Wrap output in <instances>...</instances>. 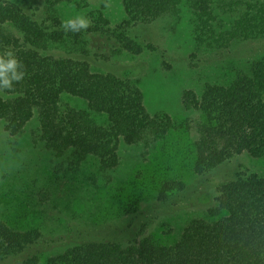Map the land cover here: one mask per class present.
Wrapping results in <instances>:
<instances>
[{
    "label": "trees",
    "instance_id": "16d2710c",
    "mask_svg": "<svg viewBox=\"0 0 264 264\" xmlns=\"http://www.w3.org/2000/svg\"><path fill=\"white\" fill-rule=\"evenodd\" d=\"M24 1L0 0V51L12 50L27 72L14 91L0 96V119L9 121L3 126L8 135H18L35 116V136L46 148L67 155L73 164L93 157L105 171L118 163V140L147 147L177 127L168 114L146 111L136 79L96 71L80 56H57L50 49L60 41L81 56L88 55V45L111 55L154 51L157 46L137 36L147 27L135 29L136 34L131 29L173 12L182 0H122L121 23L112 26L99 12L79 32L62 27L57 5L67 0H41V7L34 8ZM184 1L198 44L216 50L264 41V3L252 0L242 9L239 0ZM220 13L234 18L224 22ZM62 94L82 100L85 107L60 104ZM181 103L202 115L194 125L192 162L202 184L241 152L264 155V56L248 61L226 84H206L199 95L183 90ZM181 187L179 181H166L160 196ZM210 211L223 213L211 220L191 219L168 244L143 234L146 223L138 221L137 207L126 209L124 220L99 227L71 224L56 247L41 246L43 234L37 228H18L0 218V264H264V174L236 163L218 185ZM45 241L49 237L43 235ZM49 249L52 254L42 263Z\"/></svg>",
    "mask_w": 264,
    "mask_h": 264
},
{
    "label": "rangeland",
    "instance_id": "374dc122",
    "mask_svg": "<svg viewBox=\"0 0 264 264\" xmlns=\"http://www.w3.org/2000/svg\"><path fill=\"white\" fill-rule=\"evenodd\" d=\"M239 1L243 3L239 6L242 9L246 3H252V0ZM24 2L31 8L41 7L42 3ZM57 10L62 22L77 17L91 20L100 12L115 26L125 17L122 0H67L59 3ZM220 16L224 22L234 18L228 13ZM191 21V9L182 0L176 10L155 22L134 26L131 29L134 33L142 26L148 28L137 32V36L157 46L154 51L111 55L105 48L88 45V55L81 56L79 52H68V45L60 41L52 45L50 52L54 55L80 56L96 71L136 79L146 111L168 114L177 127L147 147L118 140V163L105 171L98 168L93 157L73 164L67 155L57 156L46 148L35 136V116L16 136L4 138L6 131L0 129L2 220L18 228H37L45 240L49 237L44 243L41 236V246L48 243L56 247L59 243L56 240L71 224L99 227L124 220L125 210L137 207L138 221L146 223L143 234L168 244L191 219L211 220L223 213L214 215L210 209L216 205L218 185L229 177L236 163L247 172L264 174V155L252 157L246 152L215 171L207 184H202L192 170L194 125L202 115L196 109L183 108V90L199 95L206 84L228 83L236 72L248 66V61L264 56V41H244L213 50L194 40ZM60 104L85 107L82 100L68 94L61 95ZM170 180L181 182V189L160 196L161 186ZM52 251H43L42 263Z\"/></svg>",
    "mask_w": 264,
    "mask_h": 264
},
{
    "label": "clouds",
    "instance_id": "9594fccd",
    "mask_svg": "<svg viewBox=\"0 0 264 264\" xmlns=\"http://www.w3.org/2000/svg\"><path fill=\"white\" fill-rule=\"evenodd\" d=\"M91 26V21L85 17H77L74 20H67L62 23L65 31L79 32ZM27 75L25 65L17 58L16 54L5 49L0 51V95L7 97L14 86L22 82ZM9 123L6 119H0V129ZM3 137H8V132H3Z\"/></svg>",
    "mask_w": 264,
    "mask_h": 264
}]
</instances>
